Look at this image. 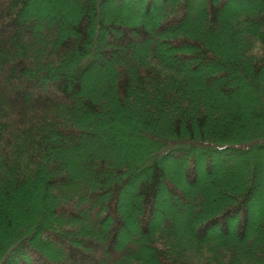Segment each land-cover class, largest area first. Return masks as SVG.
Masks as SVG:
<instances>
[{
	"label": "trees",
	"instance_id": "16d2710c",
	"mask_svg": "<svg viewBox=\"0 0 264 264\" xmlns=\"http://www.w3.org/2000/svg\"><path fill=\"white\" fill-rule=\"evenodd\" d=\"M61 1L71 20L0 0V264H264V0ZM118 116L102 148L127 126L136 154H86ZM174 165L200 210L181 215ZM256 217L263 239L234 236Z\"/></svg>",
	"mask_w": 264,
	"mask_h": 264
},
{
	"label": "rangeland",
	"instance_id": "374dc122",
	"mask_svg": "<svg viewBox=\"0 0 264 264\" xmlns=\"http://www.w3.org/2000/svg\"><path fill=\"white\" fill-rule=\"evenodd\" d=\"M45 3L47 5V8H46V10L45 9H42V10L50 13L51 19L53 17H58V16L62 15L67 20H71L73 16L78 14V8L75 5H73L72 2H70V1H68L66 3V2H62L61 0H46ZM252 4L255 7H259L261 3L259 0H252ZM249 5L250 4H244L242 6V8L249 6ZM28 7L30 9H33V8L35 9L37 6L34 4H31V5H28ZM237 8H239L238 5H233L232 10H236ZM163 11H164V8L160 7L158 9V12L155 14V18L161 17ZM101 40H102V37L99 36V40H98L99 44H100ZM70 68H72V67H69V69ZM108 69H109L108 70V72H109L108 78L110 79L114 73L115 65H114V67L110 66ZM206 70H211L213 72H216L218 70V68L213 66L212 64H204L198 68L197 73L199 75H202L203 72H205ZM102 79H104V78L101 77L100 75H96V80H94V82L92 81L91 83L86 84L82 94L85 96L93 94V92H95L94 86L97 85L99 81L101 82ZM97 95L99 96V94H97ZM98 96L95 95L94 99L95 100L100 99ZM235 99H236V102H238L239 106L241 107V110L246 111L247 108L249 107V104H250L249 100L245 99L243 94L240 96L239 95L236 96ZM219 100L223 101V103L226 101V99L222 95L220 96ZM225 104H229V103L225 102ZM234 106H235V104L229 105V107H234ZM130 108L132 109L133 107H130ZM164 117L165 116L163 115L162 118H164ZM121 118H122V116H118L115 120H112V121L107 120V118H104L101 121H99V126L101 127L100 134L98 135L96 140L91 141L89 143V145H87L85 147L86 154L92 155L93 157H95V159L97 156L105 155L107 158L111 159L114 162H121L123 159L130 158V157H132L133 154L134 155L136 154L135 151L139 150L138 144L131 143V138L133 139L132 134L134 133V131H133L134 129H128L127 126L125 127L126 128L125 130L127 132L126 136H125V134L124 135L120 134L117 129L114 130V135L116 136L115 138H116L117 142L122 146L126 145L125 146L126 148H124V149L118 148L117 149L118 146L117 147H115V146L110 147V148H107L106 150H103V148H102L101 144H104V142H106V134H108V132L112 131V129H111L112 125H119V126L125 125V123L123 121H121ZM226 163L227 162H225L224 165ZM69 165H72V163H69ZM184 168L185 167L181 166V165H174L171 167V170L174 171V175H176L175 177L178 180L180 187L184 190H189V193L186 196V200H188L189 202H187L183 199H181L183 201L180 200L181 205L179 208L181 209V215H184L183 212H185V210H190V212L191 211L193 212L195 210H200L199 204L195 203V201H196L195 199H196L198 193L195 190L194 186L193 185L189 186L188 184L184 183L181 179V177L183 175ZM237 169H239V168H237ZM257 174L260 175L261 177H263V181H261V189L259 190V197H256L254 199L255 202L252 205V207L256 210L257 213H260V212L264 211V165H262V164L259 165L258 170H257ZM199 176L201 177V179L199 181V185H201L202 183H204L207 180V176H204L203 172L201 170H199ZM211 197H212V193H210V198ZM213 201H214V198H213ZM98 206H99V202H97V201L93 202V204H91V206H90L89 212L95 210L96 208H98ZM162 208L164 211H167V212L170 210V207L167 205V203L163 204ZM181 215L176 218V221L178 222L179 226L182 228L190 227L187 219L184 220ZM256 219H257V217L255 218V222L253 223V226H254L253 231L254 232L251 229L243 237L237 236V234H235L233 232L234 236L239 238V239H242L244 241H248L249 239L251 240V238H253V237L256 239H263V236L261 237L258 235L260 227H259V222H257ZM237 221H238L237 217L234 216L232 219V227L233 228H235V226L237 225ZM259 221H261V219H259ZM137 229L138 228L136 227L135 231L132 230V234H134L137 231ZM45 239H46V241L51 242V237L47 236ZM56 245H57L56 247H59L58 244H56ZM51 254L53 255V257L55 259H58L61 256L59 249L58 250L55 249L53 252H51Z\"/></svg>",
	"mask_w": 264,
	"mask_h": 264
}]
</instances>
